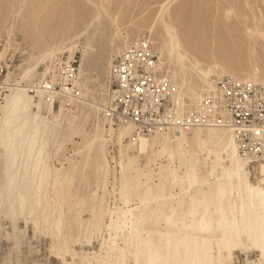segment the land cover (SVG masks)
<instances>
[{"label":"rangeland","instance_id":"obj_1","mask_svg":"<svg viewBox=\"0 0 264 264\" xmlns=\"http://www.w3.org/2000/svg\"><path fill=\"white\" fill-rule=\"evenodd\" d=\"M93 1L101 13V23L97 30L90 31L89 37L80 40L96 49L88 59L87 75H82L80 86L69 100L66 96H45L51 100L43 104L49 128L44 134L47 147L43 166L47 177L41 200L37 206H22L13 227L9 219L2 217L0 194V264L7 260L12 264H110L114 253L138 254L140 241L148 244L150 236L170 242L185 234L190 240L196 219L203 213L212 219L211 226L217 228L213 195L223 173L211 158L189 147V155L171 152L170 163L163 162L161 167L152 151L140 155L130 139L120 142L115 135L109 137L110 125L101 111L111 84L108 61L139 38L145 37L151 43V39L163 41L159 12L166 5L169 10L166 18L169 21L172 18L178 26L185 50L191 56L202 60L205 67L218 63L221 74L249 79L254 63L247 56V47L225 32L221 15L230 7L264 11V0ZM94 13L97 9L86 0H0V62L7 68L2 83L6 90L0 91V106L10 94L11 86L18 87L31 55L38 56L60 45L70 46L92 21ZM222 47L230 51L227 57L220 53ZM238 53L240 59L235 57ZM154 54L156 57L155 49ZM62 55L66 58L75 55L80 64L79 52L70 56L66 51ZM257 60L260 72L257 80L264 82V61ZM43 66L33 77L34 86ZM21 84H30V80ZM62 101L66 110L56 117ZM189 140L192 142L193 138ZM5 160L6 155L0 150V164ZM250 172L249 181L256 184L257 164H252ZM30 180L33 181V176ZM237 199L236 192L227 191L223 202L227 206ZM131 214L139 223L136 227L130 222ZM167 230L170 235L165 233ZM14 231L18 233V247L14 244ZM218 241L219 234L209 238L211 251H217ZM167 251L166 243L154 252L149 251L148 264H163ZM258 257L256 251L235 248L233 262L252 264Z\"/></svg>","mask_w":264,"mask_h":264},{"label":"bare ground","instance_id":"obj_2","mask_svg":"<svg viewBox=\"0 0 264 264\" xmlns=\"http://www.w3.org/2000/svg\"><path fill=\"white\" fill-rule=\"evenodd\" d=\"M86 1L95 6L97 13L93 14L92 21L84 27L81 35L79 34L77 38H74L70 46L60 45L49 48L39 53L38 56L31 55L20 77V83L28 79L30 84L20 85L19 83L17 84L18 87L10 85L12 87L10 88V94L4 97V102L0 106V150L6 155L3 165L0 164L1 214L3 215L2 217L11 221L13 227L16 225L18 212L23 211L22 206L27 208L32 204L34 206L39 204L41 189L47 177V169L43 166V158L47 147V139L46 137L44 138V134L49 128V122L43 115V104L51 99H47L45 96H66L69 100L73 96L72 94L75 93V89L80 86L78 82L81 80L82 75H87L86 70L90 64L88 59L96 51L91 43L82 44L80 41L82 38L89 37L90 31L97 30L101 23V13L95 2L93 0ZM167 10L168 6L165 5L159 12L160 24L164 32L162 39L164 40L151 39L157 58V80L167 78L172 82L175 90L172 100L176 105L186 103L187 100L198 102L200 93L208 90V87L216 77H222L227 74H221L218 63L205 67L202 60H199L196 56H191L185 50V40L180 35L178 26L172 21V18L170 21L166 18ZM246 10H236L232 7L224 10L221 15L222 27L227 34L236 38L242 47H247L246 49L249 52L247 56L254 63L250 73H248L252 79L248 77L249 79L243 80L258 81L260 72L258 65H256L257 59L264 61V11L259 8L252 9L251 7ZM9 41L11 40L9 39ZM123 50L117 53L111 61H108L107 69L110 74V80L113 59L120 55ZM66 51L70 52V56L75 52H79L81 55L76 75L71 79L67 78V92L46 90L40 86H34L32 84L33 77L38 68L43 65L45 68L44 72L51 75V82L53 84L58 82L56 75L57 61L61 59L60 57ZM220 53L227 57L230 51H224L222 47ZM236 55L235 57L240 59V54ZM74 57L75 55L70 58L67 57L66 63L68 64ZM161 72H167V74L163 75ZM110 86L102 102V114ZM30 88L33 90L30 91ZM65 106L64 101L61 103L59 111L56 112V117L63 115L66 110ZM103 118L110 125L108 130L109 137L115 135L120 142L125 138L130 139L140 155L147 153L149 150L152 151L159 165L163 162L170 163L171 152H176L179 155H189L188 149L192 147L193 149H199L198 152L203 156H207L208 159L211 158L213 164L219 165L223 173V177L217 183V188L213 195L217 212L216 229L211 226L212 219H207L206 213H203L196 219L195 229H193V236L190 240L185 234L170 242H165L162 237L150 236L147 239L148 244H145L142 240L140 241L138 254L124 256L120 252L114 253L110 257V264H148L146 254L149 251H156V248L161 247L163 243H166L169 251H167L168 254L165 256L163 264H234L233 253L235 248L250 252L256 251L259 253V257L252 264H264V161L254 162L242 155L231 129L226 130L210 126L205 128L191 127L187 131L167 132L151 137H135L132 125H113L104 116ZM113 126L121 128L116 130ZM189 136L193 138L192 142H190ZM252 164H257L259 171L256 184H251L249 181ZM161 167L163 166L161 165ZM75 169L78 170L79 168ZM32 176L33 181L30 180ZM227 191H230V193L231 191L236 192L238 199L232 200L226 206L223 200L227 196ZM130 222L133 227L139 225L132 214ZM165 233L167 235L171 234L170 230ZM214 234H219L220 236L216 252L211 251L210 246L208 247L209 238ZM12 236L15 247H18V233L16 234L14 231ZM124 242L127 243V241ZM3 264H12V262L7 260ZM16 264L20 263L17 262Z\"/></svg>","mask_w":264,"mask_h":264},{"label":"built area","instance_id":"obj_3","mask_svg":"<svg viewBox=\"0 0 264 264\" xmlns=\"http://www.w3.org/2000/svg\"><path fill=\"white\" fill-rule=\"evenodd\" d=\"M60 58L58 82L53 84L50 73L41 67L36 86L67 92V78L76 75L78 62L74 57L67 64L65 55ZM156 62L153 45L145 37L113 60L111 86L103 110L110 123L132 125L135 137L187 131L191 127L231 129L242 155L254 162L264 161V83L232 75L216 77L208 90L200 93L198 102L187 100L176 105L172 82L167 78L157 80ZM6 74L5 63L0 62L2 93L6 90L2 84Z\"/></svg>","mask_w":264,"mask_h":264}]
</instances>
